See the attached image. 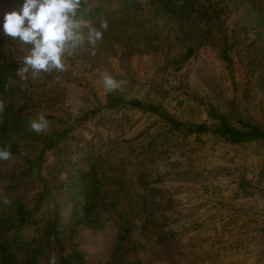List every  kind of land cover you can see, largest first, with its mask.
Listing matches in <instances>:
<instances>
[{
  "label": "rangeland",
  "instance_id": "374dc122",
  "mask_svg": "<svg viewBox=\"0 0 264 264\" xmlns=\"http://www.w3.org/2000/svg\"><path fill=\"white\" fill-rule=\"evenodd\" d=\"M258 2L264 10V0ZM113 47V51L99 49L100 53L94 56L90 52L83 57L81 52L78 56L72 55L66 60V71L42 73L22 82L29 97L32 120L43 113L50 125L46 133L36 134L29 128L25 134L14 135L20 153L2 163L0 171H19L26 164L22 161L23 155L39 154L41 174L2 196L18 194L32 207L36 205V195L43 190L41 176L51 178L55 186L52 193L56 197V204L50 202L51 208L62 214L66 224L71 211L58 181L66 176L68 166L62 168L56 179L48 177L49 165L57 158L71 159L72 163L76 162L74 168L85 171L89 164L98 162L107 179H125L123 189L129 195L135 192L144 198L146 193H151L146 201L156 205L155 210L152 206V215L158 220L160 213L166 217L164 227L170 232V245L146 240L138 251V258L144 264L222 263L219 260L224 258V251L228 252L226 248L231 243L216 228L213 219L208 221L207 201H214L218 195L221 186L217 183L221 178L239 176L241 183L247 179L246 175H256L253 186L243 189L238 184L237 188L241 192L258 191L263 203L264 141L234 145L213 134H202L200 141H196L194 135L171 132L155 113L122 103L107 106V100L116 97L150 102L188 123L207 121L208 104L227 113L230 102L244 119L264 126V88L245 77L235 57L227 69L217 46L201 47L179 69H163L162 57L143 49L129 55L121 52L120 45ZM105 72L122 82L119 89L109 92L104 87L101 73ZM63 129L67 131L65 136L56 139L54 134ZM53 142L63 148L59 155L55 148L50 149ZM224 181L227 183V179ZM228 181L232 189L231 178ZM6 183L5 179L0 181L1 194ZM45 201L50 198H42V206ZM147 217L144 214L136 219L135 227L139 228L140 221ZM229 218L227 223L231 226L234 220ZM105 226L111 227L110 222ZM19 232L29 235L31 228ZM134 236L138 232L134 231ZM68 237L85 254L83 264H102L106 260L110 230L79 226Z\"/></svg>",
  "mask_w": 264,
  "mask_h": 264
},
{
  "label": "trees",
  "instance_id": "16d2710c",
  "mask_svg": "<svg viewBox=\"0 0 264 264\" xmlns=\"http://www.w3.org/2000/svg\"><path fill=\"white\" fill-rule=\"evenodd\" d=\"M20 4L22 0H0V99L6 104L0 120V149H10L12 156L20 153L14 135L27 133L32 120L29 97L21 86L31 75L27 80L16 75L28 46L16 44L2 29L4 14ZM82 19L97 28L102 20L108 23L103 39L96 45V54L100 53L99 49L113 51V46L118 44L123 54L131 55L143 49L161 56L163 69H179L201 47L217 46L227 69L231 68L235 57L245 77L264 88V10L258 0H87ZM80 52L83 57L90 52L89 46H81L73 56ZM66 79L69 78L66 76ZM75 82L81 85L78 79ZM112 103L155 113L171 132L194 135L196 141H200L202 134H213L233 144L264 141V126L244 119L230 102L227 113L216 110L212 104L206 105L208 119L199 123L185 122L160 105L137 99L125 101L108 97L107 106ZM66 132L63 129L55 133V138L64 137ZM52 148L58 155L63 149L55 142L50 145ZM22 161L26 164H22L19 171H0V181L7 182L3 186L4 194L0 193V264H49L52 254L57 264H83L85 254L68 237L79 226L110 230V245L102 264H144L138 258V251L146 240L169 244L171 236L164 227L165 215L160 213V219H156L151 211L156 205L146 201L151 193H146L144 198L135 192L129 195L123 189L125 179H107L98 162L89 164L85 171L74 168L76 162L72 163L71 159L57 158L49 165L50 171L58 173L52 175L47 171L48 177L56 179L62 168L68 166L66 176L58 181L71 211L66 224L62 214L51 208V203L56 204L51 178L41 176L43 190L36 195V205L32 207L17 193L4 198L2 195L7 190L15 191L27 180L40 177L41 155H23ZM4 162L0 161V170ZM57 164H60L58 171ZM254 183L245 179L239 187L244 189ZM46 196L50 201L42 206L41 200ZM144 214L148 217L136 228L134 221ZM107 222L111 227L105 226ZM27 228H31V233L21 235L19 231ZM262 230L264 232V226ZM134 231L138 236H134Z\"/></svg>",
  "mask_w": 264,
  "mask_h": 264
},
{
  "label": "clouds",
  "instance_id": "9594fccd",
  "mask_svg": "<svg viewBox=\"0 0 264 264\" xmlns=\"http://www.w3.org/2000/svg\"><path fill=\"white\" fill-rule=\"evenodd\" d=\"M87 0H22L17 9L4 14L2 25L5 36L16 44L28 46L27 54L19 61L16 75L21 80L35 79L39 75L66 71V60L83 45H88L91 55L96 54V45L103 39L107 30L106 20L97 28L82 19ZM86 29V32L83 30ZM104 87L114 92L121 86L108 73H101ZM6 110L5 102L0 99V120ZM50 122L43 113L29 122V128L36 134L46 133ZM12 158L10 149H0V161ZM49 264H57L55 254Z\"/></svg>",
  "mask_w": 264,
  "mask_h": 264
},
{
  "label": "crops",
  "instance_id": "0c3cea01",
  "mask_svg": "<svg viewBox=\"0 0 264 264\" xmlns=\"http://www.w3.org/2000/svg\"><path fill=\"white\" fill-rule=\"evenodd\" d=\"M231 176L226 179L228 183L231 178L232 189L224 181L226 179L221 178L222 181L217 183L221 186L218 195L214 197V201L206 200L205 207V212L209 214L206 216L208 221L213 219L216 228L225 234V239L229 237L227 242L231 243L219 264H264V201L260 203L258 191L238 190L240 177ZM245 178L254 183L256 175H246ZM230 216L234 223L228 226Z\"/></svg>",
  "mask_w": 264,
  "mask_h": 264
}]
</instances>
